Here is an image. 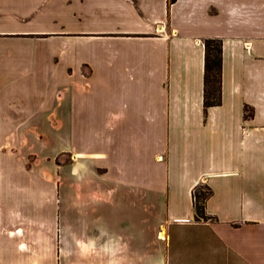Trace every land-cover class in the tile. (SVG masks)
I'll list each match as a JSON object with an SVG mask.
<instances>
[{
    "label": "crops",
    "instance_id": "0c3cea01",
    "mask_svg": "<svg viewBox=\"0 0 264 264\" xmlns=\"http://www.w3.org/2000/svg\"><path fill=\"white\" fill-rule=\"evenodd\" d=\"M48 1L0 0L9 20L0 47L26 52L35 41L28 37L47 34L26 24ZM70 4L75 16L97 21L77 33L63 26V37L99 44L107 55L50 76L67 83L58 98L24 93L0 106V260L8 244L9 259L37 264L38 144L60 138L69 158L61 168L62 232L85 246L88 261L264 264V0ZM209 39L223 43L222 103L207 109ZM3 59V75L38 76L31 60ZM71 86L89 94L69 93ZM66 108L76 119L67 120ZM202 186L213 191L209 221L196 219Z\"/></svg>",
    "mask_w": 264,
    "mask_h": 264
},
{
    "label": "rangeland",
    "instance_id": "374dc122",
    "mask_svg": "<svg viewBox=\"0 0 264 264\" xmlns=\"http://www.w3.org/2000/svg\"><path fill=\"white\" fill-rule=\"evenodd\" d=\"M10 3L12 7L18 6L14 3H20L19 0H3ZM69 0H49L45 4L46 11L39 13L36 19L29 21L32 28H41L47 32V34H39L37 36H30L35 40L34 42H28V46L25 47V51L19 53L18 50H7V46L0 47V57H4L1 63L5 65L24 62L28 63L31 60L37 64L36 71L38 76L33 78H27L20 80L12 74L0 73V106H2L5 98L22 95L24 93H30L37 98L42 97H54L58 98L60 94L67 92V83L63 84L61 78L55 79L52 82L50 76H55L56 72H66L67 63H77L82 59H93L94 56H106L107 52L100 48L99 44L90 43L78 38L63 37V26L65 30L73 31L77 33V30H82L86 27L95 25L96 17L94 16H79L74 15L73 10L68 5ZM71 10V11H70ZM70 11V12H69ZM1 13V12H0ZM6 17V19H5ZM0 15V26H8V16ZM262 17L264 19V11H262ZM26 27V26H25ZM23 26V28H25ZM21 37L23 36H15ZM104 51V52H103ZM103 52V53H102ZM103 56V57H104ZM30 58V59H29ZM101 59V58H100ZM35 71V70H34ZM78 80V78H77ZM49 81L53 84H50ZM96 88V87H95ZM99 93H106L105 88L98 89ZM109 92V91H108ZM69 93H75L77 95L89 94V92H82L79 88L71 90ZM90 97V96H85ZM86 98V99H88ZM82 99V98H80ZM81 102V100H80ZM79 111L78 102L71 105ZM50 108L58 109V104L55 102ZM64 110L66 115L70 117L67 120L76 119L73 118L75 111ZM72 108H70L71 110ZM247 113H251V110L246 108ZM249 114H247L249 116ZM45 134H39L40 137H44ZM61 137V134H58ZM61 140L60 138L51 140L49 143L41 142L38 144V159H37V264H94L93 261H88V254L86 253L85 246L79 244L77 240L64 235L62 232V179L61 168L64 163H68L69 158L66 156L63 158L61 155ZM74 187V186H73ZM77 187V186H76ZM75 187V188H76ZM79 194H84V188L80 187ZM79 189H75L78 192ZM198 195L208 194V190L205 186H202L198 191ZM81 198V197H80ZM75 202L78 197L75 196ZM70 220L73 223L75 214H69ZM34 235H32V239ZM66 243L65 245L63 244ZM14 248L6 244L5 256L3 260H0V264H30L28 260L12 261L9 259V255L12 254L10 249ZM64 248V250H63ZM68 248V249H67ZM24 251V247L22 246ZM92 254V251H91ZM66 257L70 259L64 260ZM80 257L82 260H78ZM74 259V260H73Z\"/></svg>",
    "mask_w": 264,
    "mask_h": 264
},
{
    "label": "trees",
    "instance_id": "16d2710c",
    "mask_svg": "<svg viewBox=\"0 0 264 264\" xmlns=\"http://www.w3.org/2000/svg\"><path fill=\"white\" fill-rule=\"evenodd\" d=\"M177 0H170L174 4ZM206 46V68H205V107L219 106L222 103V54L223 43L221 40L209 39L205 41ZM248 110L246 109V112ZM249 114V113H247ZM253 114L250 113L249 116ZM208 194H195V209L197 221H209L214 219L206 211L208 199L212 196L213 191L205 186Z\"/></svg>",
    "mask_w": 264,
    "mask_h": 264
}]
</instances>
